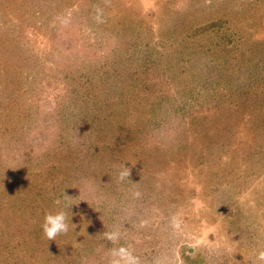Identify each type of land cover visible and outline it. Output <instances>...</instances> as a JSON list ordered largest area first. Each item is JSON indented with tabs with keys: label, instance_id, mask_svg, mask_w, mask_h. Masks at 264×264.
Segmentation results:
<instances>
[{
	"label": "rangeland",
	"instance_id": "rangeland-1",
	"mask_svg": "<svg viewBox=\"0 0 264 264\" xmlns=\"http://www.w3.org/2000/svg\"><path fill=\"white\" fill-rule=\"evenodd\" d=\"M64 192L76 228L48 241ZM121 245L141 264L264 250V0H0V264Z\"/></svg>",
	"mask_w": 264,
	"mask_h": 264
},
{
	"label": "clouds",
	"instance_id": "clouds-1",
	"mask_svg": "<svg viewBox=\"0 0 264 264\" xmlns=\"http://www.w3.org/2000/svg\"><path fill=\"white\" fill-rule=\"evenodd\" d=\"M131 168L122 165L117 175L120 182L128 180L130 182ZM137 197L140 193H135ZM78 198H72L63 193L61 198H58L54 203L57 206L56 211L45 214L43 223L41 225L42 235L48 241H55L58 236L68 234L70 228L75 230L76 225L71 223L69 219V211L74 206L68 202L74 201ZM170 225L174 229H180L182 226V219L179 214L171 217ZM102 238L111 242L113 245L118 244L121 239V232L119 229L114 228L111 231H104L101 235ZM106 264H141V260L136 256L132 250L125 246H114L108 249ZM231 256V264H237ZM223 264V262H222ZM254 264H264V250H260L255 255Z\"/></svg>",
	"mask_w": 264,
	"mask_h": 264
}]
</instances>
